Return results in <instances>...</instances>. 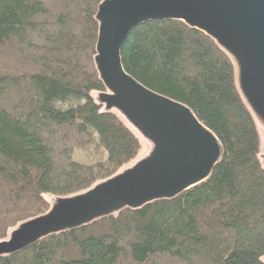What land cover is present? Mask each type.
Listing matches in <instances>:
<instances>
[{"label":"trees","instance_id":"obj_1","mask_svg":"<svg viewBox=\"0 0 264 264\" xmlns=\"http://www.w3.org/2000/svg\"><path fill=\"white\" fill-rule=\"evenodd\" d=\"M103 0H0V241L45 214L47 196L81 194L134 163L136 132L95 95ZM124 70L189 107L221 156L204 182L173 199L124 208L0 256V264H264L259 123L233 59L182 21L135 27Z\"/></svg>","mask_w":264,"mask_h":264},{"label":"water","instance_id":"obj_2","mask_svg":"<svg viewBox=\"0 0 264 264\" xmlns=\"http://www.w3.org/2000/svg\"><path fill=\"white\" fill-rule=\"evenodd\" d=\"M94 64L106 91L96 99L150 145L133 165L89 190L56 198L43 215L0 241V256L124 208L173 199L208 179L221 156L214 135L192 110L146 88L125 70L120 50L149 21H182L212 38L234 61L239 91L264 129V0H103L97 7ZM264 167V155H260Z\"/></svg>","mask_w":264,"mask_h":264},{"label":"rangeland","instance_id":"obj_3","mask_svg":"<svg viewBox=\"0 0 264 264\" xmlns=\"http://www.w3.org/2000/svg\"><path fill=\"white\" fill-rule=\"evenodd\" d=\"M95 97H96V95H95ZM257 128H258V134H259V140H260V155H264V129L260 125V123H257ZM135 134L138 136L140 144H141V150H140V153L137 157L138 159L136 160V161H138L139 159L145 157L149 153V151L151 149V145L146 140L142 139L137 133H135ZM134 163H132L131 165H133ZM131 165H129V166H131ZM129 166H126L125 168H127ZM47 199L50 202V204L52 205V203L55 201L56 198H54L53 196L50 195V196H47ZM263 261H264V258H263Z\"/></svg>","mask_w":264,"mask_h":264}]
</instances>
